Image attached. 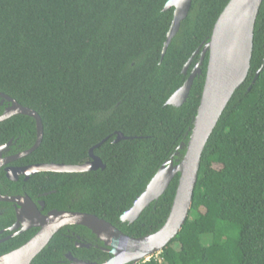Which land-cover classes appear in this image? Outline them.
Here are the masks:
<instances>
[{
    "label": "trees",
    "instance_id": "trees-1",
    "mask_svg": "<svg viewBox=\"0 0 264 264\" xmlns=\"http://www.w3.org/2000/svg\"><path fill=\"white\" fill-rule=\"evenodd\" d=\"M166 1L0 0V92L33 109L42 123L39 145L16 163L81 164L93 148L104 164L82 172L42 171L24 182H10L0 170V194L25 192L41 199L45 211L94 214L132 237L164 224L178 174L133 222L120 221V215L166 160L173 156L175 164L183 157L208 51L185 101H166L200 60L229 0H191L162 55L173 17ZM263 60L264 0L248 75L204 146L188 217L165 248L136 264H264ZM117 133L124 138L115 140ZM35 138V121L27 115L0 121V146L11 140L12 150L27 149ZM7 205L0 201V230L15 220ZM37 230L0 242V255ZM94 244L105 247L87 228L65 226L31 264H71L68 253L103 262L109 253Z\"/></svg>",
    "mask_w": 264,
    "mask_h": 264
},
{
    "label": "water",
    "instance_id": "water-1",
    "mask_svg": "<svg viewBox=\"0 0 264 264\" xmlns=\"http://www.w3.org/2000/svg\"><path fill=\"white\" fill-rule=\"evenodd\" d=\"M261 3L262 0H229L214 23L209 40L201 50L200 60L183 84L166 101V104L174 106H180L185 101L194 78L201 72L200 65L204 53L208 51L204 85L197 113L190 127L183 157L175 164L173 163V156L166 160L152 176L144 191L136 197L132 206L120 215V221L133 222L145 208L159 199L172 178L178 174L175 195L164 224L151 234L132 237L94 214L57 209L42 213L40 209L44 207L43 201L39 202L40 208H38L28 195L0 194V201H10L16 206V219L10 230L19 228L18 231L6 236L2 241L32 227L38 228L37 232L24 244L0 255V264H31L33 258L49 243L53 235L63 227L70 225H79L90 230L107 247L106 251L109 253L108 258L100 263L78 259L68 253L65 257L71 264H136L165 248L181 230L188 217L204 146L235 90L239 88L248 75L255 21ZM190 4L191 0L166 1L164 9L173 7V17L166 35L162 55L171 38L177 32L180 22L186 18ZM197 51L198 49L192 57ZM192 57L182 70L184 74ZM258 72H256L254 79ZM0 96L8 103V106L0 114V121L12 115H27L35 121L36 138L32 146L8 159L27 155L41 141L42 123L40 117L33 109L22 106L7 94L0 92ZM122 138L124 137L117 133L115 140ZM10 144L11 140L0 146V156ZM96 146L98 144L94 147ZM92 149L90 148L88 151L90 159L81 164L37 163L22 170L8 166L6 167V176L11 180H16L18 174H23L24 179H26L29 175L42 171L82 172L103 168L104 164L98 156L93 154ZM5 161L0 159V167ZM75 245L90 247L89 243L83 242L75 243Z\"/></svg>",
    "mask_w": 264,
    "mask_h": 264
},
{
    "label": "flooded vegetation",
    "instance_id": "flooded-vegetation-1",
    "mask_svg": "<svg viewBox=\"0 0 264 264\" xmlns=\"http://www.w3.org/2000/svg\"><path fill=\"white\" fill-rule=\"evenodd\" d=\"M8 106V103L6 102V100H4L2 97L0 98V110H1V112H3L4 111V109L6 108ZM25 149H21V150H17V149H15V150H12L11 149V144L7 147V148H5L4 149V151L1 153V156H0V159H2V160H6L5 161V163L4 164H2L1 165V167H0V170H2L3 172H4V174H5V177H6V179L8 180V181H10V182H17V181H19V180H21V181H26V180H28L29 179V177L30 176H32V175H34V174H32V175H29L26 179H24V175L23 174H18V176H17V179L16 180H11V179H9L7 176H6V167H8V166H12V167H15V168H18V169H23V168H25V167H27V166H29V165H32L31 163H22V164H17L16 162L17 161H19L20 162V160H21V158H23L24 156H26V155H23V156H21V157H18V158H15V159H8V158H10V157H12V156H14V155H16V154H18V153H20V152H22V151H24ZM36 173H38V172H36ZM4 195H9V194H4ZM10 195H13V196H19V195H27L25 192H22V193H16V194H10ZM29 198L37 205V207L38 208H40L39 207V202L40 201H42L41 199H35V200H33L30 196H29ZM3 202H6V203H8V205L6 206V207H3V208H6V209H8V210H13V212H14V218H15V210H16V206H15V204L13 203V202H10V201H3ZM41 210V212L42 213H46L47 211H49V210H47V211H45V204H44V207H43V209H40ZM51 210V209H50ZM0 214H1V212H0ZM16 219V218H15ZM15 221V220H14ZM13 225V224H12ZM11 225V226H12ZM11 226H8V227H5V228H3V229H1L0 230V235H2L1 237H0V242H3L2 240L6 237V236H9V235H11L12 233H14V232H16V231H18L19 230V228H16V229H14V230H10V227ZM28 230V229H27ZM24 231H26V230H24ZM24 231H22V232H24ZM22 232H20V233H22ZM17 234H19V233H17ZM16 235V234H15ZM12 237V236H11ZM5 240H7V238L5 239ZM94 246H96V247H99V245L98 244H94ZM99 248H101L102 250H104V251H106L107 249L105 248V247H99ZM107 252V251H106ZM68 260V259H67ZM69 261V260H68ZM70 262V261H69ZM71 263V262H70Z\"/></svg>",
    "mask_w": 264,
    "mask_h": 264
}]
</instances>
